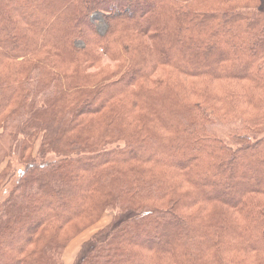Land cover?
<instances>
[{"label":"trees","instance_id":"1","mask_svg":"<svg viewBox=\"0 0 264 264\" xmlns=\"http://www.w3.org/2000/svg\"><path fill=\"white\" fill-rule=\"evenodd\" d=\"M5 189L0 264H264V0H0Z\"/></svg>","mask_w":264,"mask_h":264},{"label":"rangeland","instance_id":"2","mask_svg":"<svg viewBox=\"0 0 264 264\" xmlns=\"http://www.w3.org/2000/svg\"><path fill=\"white\" fill-rule=\"evenodd\" d=\"M91 20L93 24L96 26L97 30L100 33H103L105 30V24L101 18V15L99 13L93 14L91 16ZM78 46H80V43H77ZM235 127L233 126H228L223 128L220 133L224 137L225 135L229 134L232 130H234ZM16 168H19V165H16ZM254 181L252 182V184ZM5 192H2V196L0 195V198L5 197ZM112 212L105 213L102 218L93 226L89 227L87 230H85L83 233H81L79 236H76L67 246L64 252V264H76L78 259L80 257H84L87 254V251L89 248H91L92 243H91V238L94 236L95 233L101 231L102 229H105V227L111 223L112 218H113Z\"/></svg>","mask_w":264,"mask_h":264}]
</instances>
